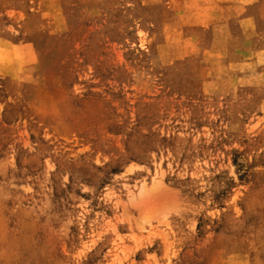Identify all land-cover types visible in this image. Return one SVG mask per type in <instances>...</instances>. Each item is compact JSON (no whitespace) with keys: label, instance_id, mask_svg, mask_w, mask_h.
Returning a JSON list of instances; mask_svg holds the SVG:
<instances>
[{"label":"rangeland","instance_id":"rangeland-1","mask_svg":"<svg viewBox=\"0 0 264 264\" xmlns=\"http://www.w3.org/2000/svg\"><path fill=\"white\" fill-rule=\"evenodd\" d=\"M0 264H264V0H0Z\"/></svg>","mask_w":264,"mask_h":264},{"label":"bare ground","instance_id":"bare-ground-1","mask_svg":"<svg viewBox=\"0 0 264 264\" xmlns=\"http://www.w3.org/2000/svg\"><path fill=\"white\" fill-rule=\"evenodd\" d=\"M130 200L133 208L139 212L137 224L142 229L151 226L154 221L165 223L171 213L179 210L177 202L172 200L170 189L157 179L140 184Z\"/></svg>","mask_w":264,"mask_h":264}]
</instances>
